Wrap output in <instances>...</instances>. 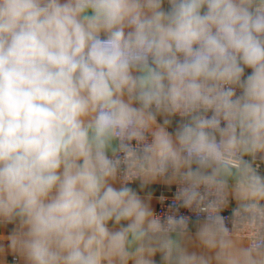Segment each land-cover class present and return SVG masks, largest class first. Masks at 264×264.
Segmentation results:
<instances>
[{
	"label": "clouds",
	"instance_id": "clouds-1",
	"mask_svg": "<svg viewBox=\"0 0 264 264\" xmlns=\"http://www.w3.org/2000/svg\"><path fill=\"white\" fill-rule=\"evenodd\" d=\"M257 154L264 0H0V225L25 264H209L169 235L186 217L161 221L118 176L171 173L183 207L215 210L224 166L264 198ZM208 219L217 259L264 264Z\"/></svg>",
	"mask_w": 264,
	"mask_h": 264
},
{
	"label": "crops",
	"instance_id": "crops-1",
	"mask_svg": "<svg viewBox=\"0 0 264 264\" xmlns=\"http://www.w3.org/2000/svg\"><path fill=\"white\" fill-rule=\"evenodd\" d=\"M163 119V117H157L158 124H163ZM155 127L156 126L154 125L151 131H154ZM175 127L176 121L173 120L171 126L168 127V131H174ZM262 157L264 160V154H262ZM219 175L232 182V185L228 190L232 205H242L250 200H256L264 204V198L252 197L250 195L247 186L241 182V173L236 167L231 165L224 166L221 168ZM176 182L177 178L172 175L162 178L159 175L144 174L142 177L129 182L128 186L136 191L140 197L150 205L153 211H155L158 207L161 194H171L175 189ZM120 183L118 177L116 186L119 187ZM209 223L210 222L205 220H195L188 230L172 232L169 235L173 240L179 243L181 248L187 253L196 254L197 256H205L208 258L209 264H227L226 259H217V253L220 252V247L209 248L203 243L200 237L201 231ZM14 227L15 226L12 224L0 225V264H25L23 258L12 252L9 248V235L13 232ZM110 227H112L111 224ZM223 239L228 245L225 249L226 253L235 255L242 250L251 247L249 240L244 237L226 235ZM13 256H18V260H14ZM150 258L154 261V264H165L162 259V254L159 251ZM128 264H134V261L129 260Z\"/></svg>",
	"mask_w": 264,
	"mask_h": 264
},
{
	"label": "built area",
	"instance_id": "built-area-1",
	"mask_svg": "<svg viewBox=\"0 0 264 264\" xmlns=\"http://www.w3.org/2000/svg\"><path fill=\"white\" fill-rule=\"evenodd\" d=\"M151 129L147 135L148 142H151ZM135 146L136 142H132ZM244 160L249 161L252 166L257 170V173L264 177V160L262 154H257L255 158L252 156H244ZM144 174H137L130 178L124 176H118L120 182L129 183L132 182ZM171 173L159 175L162 178L170 176ZM218 179L223 181V187L220 191V195L210 196L209 199L216 200L217 207L215 210L206 209V203L199 207L193 205L190 208L183 207L181 202L177 199L178 189L182 186L181 182L177 178L175 189L171 194H161L157 209L154 211L155 216L159 217L161 221H164L168 216H184L186 217V227L182 230L178 229L173 232H181L188 230L195 220L209 221V216H220L223 220V225L227 228L228 236H240L249 240L250 245L253 243H260L264 246V204L250 200L242 205H232L231 198L228 194V190L232 185L230 180L222 178L220 175ZM201 192L204 191L203 186ZM215 191V190H213ZM257 204L260 211L252 210L249 206L251 204ZM172 233V232H171ZM14 260H18V256H13Z\"/></svg>",
	"mask_w": 264,
	"mask_h": 264
}]
</instances>
